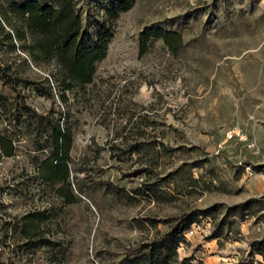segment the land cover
Listing matches in <instances>:
<instances>
[{"label":"rangeland","instance_id":"rangeland-1","mask_svg":"<svg viewBox=\"0 0 264 264\" xmlns=\"http://www.w3.org/2000/svg\"><path fill=\"white\" fill-rule=\"evenodd\" d=\"M18 1L0 0V264H264V0H76L82 44L107 48L67 90L7 38ZM57 124L69 175L44 181Z\"/></svg>","mask_w":264,"mask_h":264},{"label":"trees","instance_id":"trees-1","mask_svg":"<svg viewBox=\"0 0 264 264\" xmlns=\"http://www.w3.org/2000/svg\"><path fill=\"white\" fill-rule=\"evenodd\" d=\"M133 1L123 0L122 10L129 9ZM76 2V0H54V4H50L44 1L19 0L11 5L18 25L12 27L14 34L6 33L7 38L14 36L18 41H24L29 37L31 42L24 45V49L33 59L36 60L38 57L54 59L59 68V75H62L60 83L64 90L90 82L95 62L105 56L107 48L104 35H100L92 47L82 44L80 37L85 27L80 7ZM0 11L4 14V10L0 9ZM4 18L11 25L5 16ZM152 34L162 38L171 48L176 47L173 42L179 38L178 34L161 29H154ZM40 120L42 119L40 118L39 122ZM70 144V130L59 124L55 125L53 127L54 152L37 169L42 180H67ZM13 152L12 140L8 137H0V157L11 156ZM67 200L71 202L72 197L68 195ZM45 219L47 216L39 212L24 215L22 220L25 232L29 231L30 226L36 227ZM165 237L166 235L162 237V240ZM140 250L141 248L138 247L130 249L129 252L138 253ZM3 264L14 263L10 261Z\"/></svg>","mask_w":264,"mask_h":264}]
</instances>
